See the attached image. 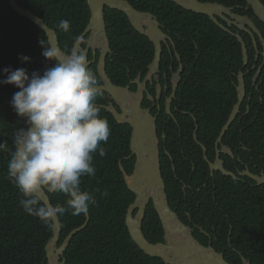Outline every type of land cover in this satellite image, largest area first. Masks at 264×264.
I'll list each match as a JSON object with an SVG mask.
<instances>
[{
	"label": "trees",
	"instance_id": "trees-1",
	"mask_svg": "<svg viewBox=\"0 0 264 264\" xmlns=\"http://www.w3.org/2000/svg\"><path fill=\"white\" fill-rule=\"evenodd\" d=\"M126 1L138 11L152 13L165 30L181 35L182 40L177 43L178 53L185 63H189L192 72L183 84L182 97L184 102L192 104L199 120V141L213 153L214 143L238 102L231 74H234L233 81L236 82V75L244 65L241 44L234 35L224 32L207 16L187 11L168 0ZM199 1L219 3L229 8L243 7L239 14L250 16L258 28L264 27L246 0ZM261 1L264 4V0ZM17 3L38 16L57 33L59 46L64 53L73 48L75 38L83 35L91 19L87 0H17ZM105 19L113 52L107 62V74L116 86L126 87L130 79L135 78L140 71H146L153 62L154 45L132 27L125 14L107 8ZM60 20L70 22L67 33L58 28ZM242 37L244 38L243 35ZM41 41L44 47L50 46L46 34L28 19L20 17L11 8L10 0H0V81L6 79V68H23L31 78L32 73L43 75L45 70L54 67L55 61L43 56ZM244 41L247 43V38ZM167 54L165 49L163 61ZM25 56L30 58L28 62L22 60ZM251 59L254 60L253 55ZM194 60L197 64L193 69ZM163 64L164 62L161 65ZM90 70L96 73L101 85L96 67L93 66ZM17 91L19 89L14 86L0 83V143L7 141L9 148H12L15 132L27 127L26 121L11 106L12 97ZM259 96L264 100V78L260 94H255L260 112L256 114V124L247 134V147L264 156V104L260 107ZM96 103L98 106L106 105L101 94ZM99 109L100 116L107 119L111 130L107 142L102 145L106 155L101 157L98 152L94 153L95 176L81 178V188L92 193L98 204L89 208L90 222L87 228L73 238L66 250V264H165L162 259L149 257L141 251L133 242L126 226L127 211L134 202L135 195L128 189L119 164L123 161L127 173H133L136 159H128L131 156L132 129L129 125L117 123L106 109ZM231 133L233 136V128ZM189 137L191 141H184L183 146L172 144L169 148L172 159L161 149L162 175L170 207L187 225L189 217L185 213L181 214L180 208L185 205L186 195L187 201L191 200L192 191L187 188L185 192L184 187L191 186L195 190L202 188L205 172L208 171L200 148ZM173 138L170 133L169 144ZM182 150L190 159L189 162ZM9 159V152L0 151V264H47L46 246L53 236V222L51 226H46L38 218L23 211L19 203L23 196L7 175ZM192 163L196 164L194 174ZM216 177L224 179L225 183L227 181L228 186L237 187V181L230 177L221 174ZM218 186L221 189L222 184L218 182ZM104 192H107L106 196L101 195ZM49 197L53 206L63 204L67 199L59 192L49 194ZM248 199L249 202L239 209L236 216L233 211L231 243L251 264H264V193H260L256 199L250 195ZM200 203L201 209L209 208V202L203 196ZM187 211L191 214V219L209 229L208 226L206 228L205 224H208L196 204L192 208L189 205ZM59 218L62 224L60 246L74 229L85 223L86 215L66 213ZM213 218L217 222L214 228L219 241L230 251L228 231H223L217 213ZM143 232L152 244L164 242V229L152 203L147 210ZM203 244L206 245L204 242ZM225 257L230 264H242L239 256Z\"/></svg>",
	"mask_w": 264,
	"mask_h": 264
},
{
	"label": "water",
	"instance_id": "water-1",
	"mask_svg": "<svg viewBox=\"0 0 264 264\" xmlns=\"http://www.w3.org/2000/svg\"><path fill=\"white\" fill-rule=\"evenodd\" d=\"M168 1L187 11L210 17L218 27L227 33H230V31L226 26L219 23L217 17H221L229 26L234 24L230 21V18H233L236 20L235 24L239 29L246 30V26H249L262 37L250 18L232 13L235 10L234 8H228L219 3H204L199 0ZM87 3L91 12V19L83 35L80 36V41L82 42L89 35V48L84 50L80 42L75 45L76 50L85 55L88 61L89 50L92 49L96 53V50L101 48L102 54L98 64V73L102 84L99 85V93L101 95L108 94L121 111H118L114 104L97 106L111 113L120 125L126 124L132 129L131 156L128 159H136L133 173L131 175L127 173L123 166V161H120L119 166L128 189L135 195V200L129 206L126 216V226L133 242L147 256L160 258L165 264H230L214 248L202 245L194 237L191 228L183 223L178 214L170 207L166 184L162 175L160 141L156 118L149 109L143 108L146 91L145 84L138 81V91L131 92L129 86H116L107 74L106 61L108 55L112 53L106 32L105 10L107 8L125 14L132 27L141 35L146 36L154 45L155 55L153 62L149 66L152 75L159 72L163 57V45L167 42L168 36L164 34L159 21L153 14L138 11L126 0H87ZM247 4L251 6L259 20L264 23V5L261 0H247ZM10 6L20 17L28 19L46 34L49 45L57 49L58 56L65 55L59 46L57 33L48 27L42 19L31 11L22 8L17 3V0H10ZM236 37L242 46L245 67L249 61L248 48L240 35ZM90 65L91 63L88 61V67ZM244 77V73L240 72L239 86L237 88L239 101L222 129L219 142L230 130L246 96ZM211 170H220L225 176L236 178L235 175L227 172L222 167L220 161H217L216 165L211 164ZM259 183L264 184V181L259 180ZM49 194L53 193H41L40 199L44 204L52 205ZM151 203L164 229V242L162 243L152 244L143 232V224ZM85 215V223L81 227L74 229L60 246L62 224L59 217L53 220V236L46 246L47 264H66L64 259L66 250L69 248L73 238L85 230L90 222L89 212Z\"/></svg>",
	"mask_w": 264,
	"mask_h": 264
},
{
	"label": "clouds",
	"instance_id": "clouds-1",
	"mask_svg": "<svg viewBox=\"0 0 264 264\" xmlns=\"http://www.w3.org/2000/svg\"><path fill=\"white\" fill-rule=\"evenodd\" d=\"M58 28L67 33L70 22L60 20ZM80 42L76 37L73 48L58 56L56 48L44 47L41 41L42 54L55 61L54 67L43 75L32 73L31 78L23 68H6V79L0 81L19 89L11 106L27 124L15 132L12 148L7 141L0 143V151L10 154L7 175L23 196L19 202L23 211L46 226L66 213L86 214L98 204L81 188V178L95 176L93 154L106 155L102 145L111 130L96 103L99 79L76 50ZM29 59L22 57L24 62ZM44 192H59L67 199L54 206L44 204L40 199Z\"/></svg>",
	"mask_w": 264,
	"mask_h": 264
},
{
	"label": "flooded vegetation",
	"instance_id": "flooded-vegetation-1",
	"mask_svg": "<svg viewBox=\"0 0 264 264\" xmlns=\"http://www.w3.org/2000/svg\"><path fill=\"white\" fill-rule=\"evenodd\" d=\"M234 9L235 10L232 13L251 19V17L248 15H243L241 13L239 14V12L243 10V7L238 6ZM208 18L211 20L210 17ZM217 20L222 25H227L226 27L230 31V34L234 35L235 37L238 35L242 37L243 35L244 38H247V43H245L249 47V61L248 64L245 67L243 65L242 69L240 70V72L244 73L245 75L244 83L246 88V96L241 104L237 117L231 126V128L234 129V135L232 136L230 128V130L222 138L221 142H219L222 133L221 130L219 137L214 143L213 153L199 141V120L194 114V108L192 107V104L184 102L182 97L184 89L183 84L187 78L192 75V72L189 68V63H185L183 57L178 53L177 43L182 40L180 34L173 33V31L170 30H165V27L160 24L164 34L168 36L167 42L163 45V54L165 49L168 53L164 61L161 60V64L162 62H164V64H160L159 72L154 75L150 73L149 67L146 71H140L135 78L129 80V84L127 86L130 87L131 92H137L139 89L138 81H140L142 84H145L146 91L143 100V108L149 109L151 114L156 118L158 138L160 141V151L163 148L165 155H168L172 159L169 148H171L172 144L176 146H183L184 141H191L189 136L192 137V141H194L200 148L199 150H201V157L208 166V171L205 172L206 177L203 182V187L197 188V190H195L191 186H185L184 191L186 192L188 188L192 191V196L191 200L187 201L188 199L186 195L185 205L180 208L181 214L185 213L184 215L189 217V225H186L191 228L194 237L202 245H204V242L206 243L204 246L214 248L218 253L222 254L225 259L226 255L232 258L239 256L242 264H251L249 260H246L244 254L240 250L232 246L231 237L233 234V211L235 212L236 216L239 209H241L246 202H249L248 200L250 198L248 199V197L250 195L256 199L259 197L260 193H264V189H261L264 188V184L259 183V180L264 181V156H260L257 150H251L247 147V134L249 133V129H251L256 124V114L260 112V109H258L257 106V97L255 98V94H260V86L264 78V27L260 26V28H258L255 22L251 19V21L259 30L262 36L260 37L249 26H246L247 31L239 29V27L235 24L236 20L233 18H230V21L234 24L230 26L221 17H217ZM89 40V35H87L82 40L81 45L84 50L89 48ZM194 43H196V41H194ZM101 54V48H98L96 53H94L92 49L89 50L88 61L91 63L89 69L95 66L98 72V64ZM251 55L254 56L253 61L251 59ZM112 56L113 52L107 57L106 70L108 59ZM195 59H197V56ZM193 62L194 69L197 62L195 60ZM240 72L236 75V82L233 81L235 78L234 74H231L232 83L236 87L237 99V88L239 86ZM129 75L128 77H130ZM133 88H135V90ZM107 95L108 94L102 95L103 100L106 103L104 106L114 104L117 110L121 111L119 106L109 95ZM259 98L261 100L260 107H262L264 100L262 96H259ZM234 107L232 108V111ZM232 111L228 116L227 122ZM170 133L174 138L169 144L168 135ZM228 133H230L229 136L227 135ZM182 152L185 159L189 162L190 159L187 158L184 150H182ZM217 161H220L222 163V167L227 172L235 175L236 178L225 176L220 170L212 171L211 164L216 165ZM192 166V174H194L196 172V164L192 163ZM173 170L176 172L174 166ZM217 174L234 179L237 181V187L233 188L232 186H228L227 181L225 183L224 179L216 177ZM218 182L222 184L221 189H218ZM201 196H203L207 202H209V208H207V210L201 209ZM195 204L199 212L201 214L203 213V218L206 221L205 223L208 224H205V226L206 228L208 226V230H211V232L205 229L204 226L200 225L199 221L191 219V214L187 210L189 205L192 208ZM216 213L219 215L223 231H228L227 238L230 251L226 245L222 244L218 239V234L214 228L217 222L213 218V215ZM226 225L228 227H225ZM197 231H199L200 234H198ZM217 248L221 249L222 251H218Z\"/></svg>",
	"mask_w": 264,
	"mask_h": 264
}]
</instances>
